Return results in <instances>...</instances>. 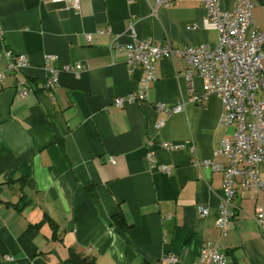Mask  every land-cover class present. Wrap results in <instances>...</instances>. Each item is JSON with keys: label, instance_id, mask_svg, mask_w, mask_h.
<instances>
[{"label": "crops", "instance_id": "0c3cea01", "mask_svg": "<svg viewBox=\"0 0 264 264\" xmlns=\"http://www.w3.org/2000/svg\"><path fill=\"white\" fill-rule=\"evenodd\" d=\"M219 1L228 10L240 2ZM252 13L264 29V0ZM206 19L195 0H80L79 11L69 0H0V264H64L71 251L97 264H193L207 242L227 264H264V230L254 218L264 211V188L237 189L232 228L217 227L223 175L196 162H223L214 151L233 127L199 76L192 85L202 98L191 100L183 57L156 62L146 101L115 104L142 75L117 44H212ZM8 50L24 54L27 66L10 70ZM48 56L58 70L50 90L42 88ZM22 77L32 91L20 97ZM177 101L179 112L156 109ZM258 168L264 181V161ZM171 254L177 261L165 262Z\"/></svg>", "mask_w": 264, "mask_h": 264}, {"label": "built area", "instance_id": "2783aa9c", "mask_svg": "<svg viewBox=\"0 0 264 264\" xmlns=\"http://www.w3.org/2000/svg\"><path fill=\"white\" fill-rule=\"evenodd\" d=\"M176 0H155L157 5L167 6ZM206 10L207 26L215 32L216 39L212 44H190L176 46L171 39L154 41L151 38L138 40L133 43L117 44L123 52L129 67H140L142 75L138 89L126 95L115 98L118 107L125 103H141L147 100L149 85L156 79V62L162 58L174 56L183 57L186 67L183 71L188 81V91L193 102L198 103L201 96L195 93L192 78L199 76L203 79L206 94L215 93L222 103L221 122L232 126L229 137L221 140L214 155L225 160L217 162L205 159L196 164L203 165L223 175L222 198L217 227L222 234L232 228L235 215L233 203L237 189L257 193L264 188L258 164L264 161V29L255 25L253 7L255 0H240L235 9H224L219 0H195ZM76 11L80 9V0H69ZM1 31V27H0ZM89 39V35H86ZM9 69L20 71L28 64L24 54L6 52ZM53 57H46L48 64L47 76L42 84L43 89L50 90L58 82V70L50 63ZM78 63L74 67L64 66V70L77 71L81 68ZM4 73L0 72V82ZM16 92L20 97L32 91L29 79L22 77L16 82ZM157 110L167 113L179 112L182 103L177 101L172 106L164 103L156 104ZM164 121H158L160 128ZM167 149L178 148L173 143H164ZM152 159L151 156L148 158ZM166 170V168L164 167ZM201 216L208 213V208L199 206ZM257 224L264 230V211H258L254 216ZM175 255H167L164 261L174 263ZM227 255L219 246L207 242L203 245L198 260L193 264H227Z\"/></svg>", "mask_w": 264, "mask_h": 264}, {"label": "trees", "instance_id": "16d2710c", "mask_svg": "<svg viewBox=\"0 0 264 264\" xmlns=\"http://www.w3.org/2000/svg\"><path fill=\"white\" fill-rule=\"evenodd\" d=\"M113 223H116L123 228L130 226L125 223V220L122 216L113 217ZM64 264H97V262L93 256L78 254L75 251H71Z\"/></svg>", "mask_w": 264, "mask_h": 264}]
</instances>
